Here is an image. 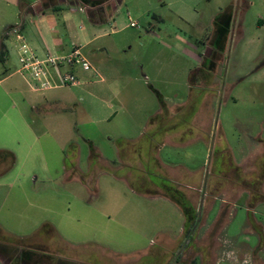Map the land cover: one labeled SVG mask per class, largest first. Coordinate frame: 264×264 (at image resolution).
Listing matches in <instances>:
<instances>
[{
  "label": "rangeland",
  "instance_id": "rangeland-1",
  "mask_svg": "<svg viewBox=\"0 0 264 264\" xmlns=\"http://www.w3.org/2000/svg\"><path fill=\"white\" fill-rule=\"evenodd\" d=\"M27 1L0 0V35ZM104 10L101 26L67 13L91 63L77 85L35 91L16 54L0 62V240L20 251L53 227L54 264H264V0Z\"/></svg>",
  "mask_w": 264,
  "mask_h": 264
},
{
  "label": "crops",
  "instance_id": "crops-1",
  "mask_svg": "<svg viewBox=\"0 0 264 264\" xmlns=\"http://www.w3.org/2000/svg\"><path fill=\"white\" fill-rule=\"evenodd\" d=\"M41 1L42 0L27 1L25 6H23V4L20 3L21 4L20 12L24 11L23 15L21 16L22 18L20 17V19H22V21L15 23V24L19 25V27L22 31L24 30L25 34L29 38V41L31 42V45L34 46L35 48H37L38 50L68 52L73 46L78 45V44L75 42L77 40V36H76L75 32L71 31V24H70V20H69V15L67 13L68 12L70 13L71 11H74V12L83 11L88 18L86 8L84 6H78V5H76V6L67 5V2L64 3V0H60V1L58 0L55 3L52 2V3H47V4H43V3H41ZM7 3H10V1H8ZM53 6H59V9L53 10L52 9ZM25 7L28 8L27 11H25V9H24ZM25 20H27L26 27L24 25ZM108 21H110V20L107 19V22ZM107 22H105V23H107ZM90 23L97 25V26H101L102 24H105V23H95L92 21H90ZM15 24L14 23L6 24L2 35H0V42L2 41L4 43L7 55H10L11 53L16 54V43H17L16 37L11 32V30L8 31V29H6L7 27H9L11 25H15ZM89 41H87L85 43V45H87L89 43ZM57 88H60V87H57ZM54 97H52V98H54ZM58 97H60V98H58V100H55L56 102L62 103V100H67V95H61ZM34 102H36V101H33V103ZM118 154L120 156L118 161H121V163L120 162H117V163L120 165L124 162V161H122V157L127 158L130 156L129 154L124 153V152H119ZM125 162L129 163V164H132V163L136 164L135 172H143V170L141 168V166H143V164L140 165L136 160L133 159V160H131V162H128V160H126ZM106 163L107 164L103 163V165L99 164V167H97L98 165H90L89 164L87 166L86 172H83V173H85L84 176H86L87 178L91 176V180H93V178H95L93 176L95 174H97L96 171H99L100 169L104 170V168H110L111 167V165L108 161H106ZM90 172H92L93 174H90ZM117 177H118V180H120L119 178H122V174L120 173ZM139 194L142 196H140ZM138 195L140 197H144V198H146V197H154V198L158 197V198L173 201L166 194L158 193L156 191L155 192L152 191V189H150L149 185H145V182H143L140 185V193H138ZM16 203H17V200L15 199L12 201L10 206H12V204H16ZM7 206H9V204H7L6 201L4 203H0V209L3 207H7ZM12 211H13V209L8 208L7 213L11 214ZM183 215H184V213H183ZM184 218H185V216H184ZM35 224L38 226L37 221ZM49 224L46 223V226ZM43 230H45V232L47 233V238H48V240H45L44 244L32 242L31 244H26L25 246H22L20 248V251L17 250V248L14 246V243H12L9 240H6V239H9L10 237H7V238L3 237V239L0 240V264H35L36 258L38 259V261L41 260L43 262V264H54L53 262H51V260L49 261L48 259L50 258L49 256H51V255H54L56 257L60 256V255H55V251H54V247L60 246L57 243V236H59L61 243L65 244L66 246H67V241L63 240L60 237V235L57 233L55 228L53 230V227H52V231L50 228H48V229L44 228ZM50 232H52V233H50ZM38 233H39V231H37V234ZM32 235H35V233H33ZM30 237L31 236H28L27 238H30ZM19 244H23V243H19ZM33 244H35V247H32ZM36 244H39V245H36ZM41 246L46 248L47 252H44L46 255H44L43 258L42 259L40 258V260H39L38 257L34 256V253H36L35 250H40ZM24 247H26V248H24ZM24 249L28 250V251H26V253H28V254L25 257L21 256V253H23ZM60 258H64L65 260H67V258L64 256H62ZM64 262H67V261H64Z\"/></svg>",
  "mask_w": 264,
  "mask_h": 264
},
{
  "label": "built area",
  "instance_id": "built-area-1",
  "mask_svg": "<svg viewBox=\"0 0 264 264\" xmlns=\"http://www.w3.org/2000/svg\"><path fill=\"white\" fill-rule=\"evenodd\" d=\"M134 23L131 22V25ZM17 43L18 68L30 87L35 91H46L61 86H75L80 79L74 71L77 67L89 70L91 63L82 52L81 46H73L68 52L41 51L33 47L20 32V28L11 27Z\"/></svg>",
  "mask_w": 264,
  "mask_h": 264
},
{
  "label": "trees",
  "instance_id": "trees-1",
  "mask_svg": "<svg viewBox=\"0 0 264 264\" xmlns=\"http://www.w3.org/2000/svg\"><path fill=\"white\" fill-rule=\"evenodd\" d=\"M106 1L108 0H72L70 1V5L72 6H83L82 4L84 5H87L89 7V9H87V14H88V19L92 22H95V23H105L107 22V19L105 18V10H104V5L106 3ZM82 2V4L80 3ZM53 10H58L59 9V6H53L52 7ZM95 9V10H94ZM94 12H97V14L99 15L97 18V20H95L94 18ZM11 26L7 27L6 29H10ZM7 52H6V49H5V45L4 43L1 41L0 42V62H4L6 57H7Z\"/></svg>",
  "mask_w": 264,
  "mask_h": 264
}]
</instances>
